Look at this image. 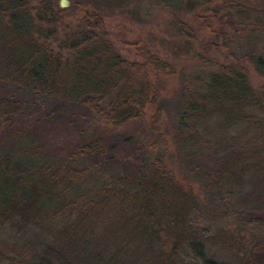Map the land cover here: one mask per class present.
<instances>
[{
    "label": "rangeland",
    "instance_id": "rangeland-1",
    "mask_svg": "<svg viewBox=\"0 0 264 264\" xmlns=\"http://www.w3.org/2000/svg\"><path fill=\"white\" fill-rule=\"evenodd\" d=\"M61 1L52 2L54 10L65 11L59 25L53 23L48 8L35 10L38 5L32 4L29 9L35 25L45 28L46 34L32 32L27 13L21 12L15 20L0 13V98L16 89L17 71L33 48L42 50L45 43L57 40L47 34L53 33V27L60 36L70 33L83 12L91 10L103 16L120 55L146 72L158 101L147 107L141 119L107 139L103 136L110 134L111 127L104 120L73 99L54 94L42 106L39 101L38 108L22 109V118L13 120L12 128L3 126L0 134L25 125L28 135H37L40 153L47 157L54 153L64 157L103 139L116 155L112 168L120 157L138 165L161 161L193 200L194 208L184 223L191 231L182 247L186 264H250L251 259L264 264L258 251L264 246V128L227 117L226 109L237 104L233 99L239 93L232 83L222 80L223 85L214 89L207 84L210 74L228 75L231 66L243 69L256 91L264 87V77L255 67V61L264 60V0H67L66 7H61ZM176 2L178 9L191 3L190 13L175 16L170 8ZM68 55L64 52V59ZM42 56L39 52L37 58ZM71 68L68 78L77 86L81 76ZM239 89V98L243 93L248 96L247 87ZM24 90L21 100L28 97ZM248 109L246 113L254 110ZM254 112L260 118L261 112ZM28 113H34L33 120L39 122L37 131L35 126L28 130L30 123L23 122L29 119ZM8 218L0 213V253L6 257L2 260L27 259V252L36 250L44 238L40 230ZM192 243L201 245L202 259L194 257ZM111 254L107 251L105 259ZM14 262L21 264V259ZM70 262L76 263L73 256Z\"/></svg>",
    "mask_w": 264,
    "mask_h": 264
},
{
    "label": "trees",
    "instance_id": "trees-1",
    "mask_svg": "<svg viewBox=\"0 0 264 264\" xmlns=\"http://www.w3.org/2000/svg\"><path fill=\"white\" fill-rule=\"evenodd\" d=\"M52 2L0 0V13L12 20L21 12L27 13L32 32L46 34L45 28L35 25L29 9L32 4L38 5L35 10L48 8L53 23L59 25L65 11L59 7L54 10ZM189 4L178 9L176 2L170 9L175 16L190 13ZM47 34L57 40L51 41L52 45L45 43L42 50L33 48L31 57L17 71L16 89L0 98V132L3 126L12 128L11 122L22 118V109L38 108L50 96L60 94L104 120L111 130L103 137L111 139L158 101L143 68L128 62L112 45L100 13L86 10L75 30L60 36L53 27V33ZM31 41L34 43V38ZM66 51L69 55L64 59ZM39 52L44 54L41 60L37 58ZM255 67L264 77V60L255 61ZM70 68L81 76L77 86L68 78ZM228 69L230 78L210 74L208 87L214 89L222 80L232 83L239 93L233 99L237 104L226 109L227 117L235 121L243 118L264 128V87L256 91L243 69ZM238 86L243 90L247 87V97L243 93L239 98ZM22 89L28 94L27 100L20 99ZM39 101H43L40 106ZM248 108L254 110L246 113ZM255 110L261 112L260 118ZM33 114L28 113L29 119L33 120ZM26 119L23 122L30 123L28 130L35 126L37 131L39 122ZM24 129L25 125H19L8 135L0 134V213L25 228L40 230L44 240L38 241L36 250L27 252V259L10 257L7 262L0 253V264H17V258L21 264H72L70 256L75 264H186L182 247L191 238V231L184 223L194 205L190 192L166 164L155 161L138 165L120 157L112 168L116 155L110 153L112 146L103 139L64 157L61 153L47 157L40 153L42 145L36 133L30 136ZM192 244L194 257L202 259L201 245ZM107 251L112 252L108 260L104 256ZM258 251L264 260V246Z\"/></svg>",
    "mask_w": 264,
    "mask_h": 264
},
{
    "label": "water",
    "instance_id": "water-1",
    "mask_svg": "<svg viewBox=\"0 0 264 264\" xmlns=\"http://www.w3.org/2000/svg\"><path fill=\"white\" fill-rule=\"evenodd\" d=\"M60 5H61V7H66L69 5V3L67 0H62Z\"/></svg>",
    "mask_w": 264,
    "mask_h": 264
}]
</instances>
